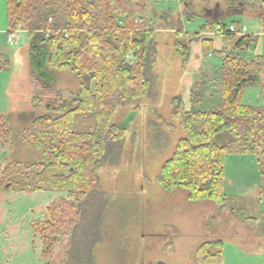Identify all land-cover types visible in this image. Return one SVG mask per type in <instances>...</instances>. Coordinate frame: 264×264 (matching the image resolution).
Wrapping results in <instances>:
<instances>
[{
	"label": "trees",
	"instance_id": "1",
	"mask_svg": "<svg viewBox=\"0 0 264 264\" xmlns=\"http://www.w3.org/2000/svg\"><path fill=\"white\" fill-rule=\"evenodd\" d=\"M9 30L28 33L34 105L51 111L34 117L20 131L21 137L43 152L37 162H12L6 169L7 191L66 190L68 196L49 206V218L37 229L44 241V256L51 260L59 236L68 237L65 259L59 264H96L94 248L102 240V220L107 207L100 189V169L117 165L122 158L127 126L114 122L116 110L136 100L152 98L158 48L149 27L147 7L139 0H6ZM50 19L52 21H50ZM221 19V18H220ZM264 30V16H261ZM220 26L224 43L235 39L214 18L201 31ZM200 32L185 33L176 50L187 66L190 44L202 39ZM188 38V39H187ZM257 37L242 35L235 42L236 55H224L221 64L217 108L203 109L204 83L191 90V109L181 96L172 99V119L180 122L185 136L167 160L158 178L172 192L189 191L191 200L210 199L225 204V159L228 154L264 152V106L244 103L248 87L260 86L261 58L246 61L241 55ZM205 55L212 43L203 40ZM0 53V70L8 66ZM70 69L80 88L65 99L57 94L53 105L45 96L54 91L58 71ZM138 107V106H135ZM135 109V108H134ZM137 110V108L135 109ZM60 111V114H55ZM90 120L86 128L76 122ZM11 138L8 120L0 114V150ZM264 176V166L261 165ZM224 241L202 244L196 253L199 264H225ZM216 248V250L214 249ZM163 264V263H159Z\"/></svg>",
	"mask_w": 264,
	"mask_h": 264
},
{
	"label": "rangeland",
	"instance_id": "2",
	"mask_svg": "<svg viewBox=\"0 0 264 264\" xmlns=\"http://www.w3.org/2000/svg\"><path fill=\"white\" fill-rule=\"evenodd\" d=\"M139 1L146 5L149 27L155 31L158 55L154 91L157 94L116 110L113 121L127 126V133L123 138L121 161L117 165L106 164L99 171V185L105 192L107 207L102 220V240L93 251L95 262L199 264L198 248L206 242L223 240L226 264H263L264 231L251 230L249 224L261 219L251 212V207L258 204L264 209V190L261 193L264 177L260 175L264 152L226 156L228 201L223 205L210 199L191 200L185 188L169 192L160 185L158 178L164 163L173 156L179 140L185 136L180 122L171 116L172 99L181 96L189 75L176 50L177 40L185 39L186 32H200L202 25L211 20L219 8L224 11V16L219 15L221 25L245 27L244 34L257 37L251 48L241 52L246 61L253 60L258 45L264 48L261 19L264 0ZM234 9H243V12L232 13ZM14 31L17 43L11 45L7 3L0 0V53L9 61L7 68L0 70V114L8 120L11 130L10 140L0 150V264H47L50 258L44 256L45 245L37 222L46 221L50 215L49 206L67 197L68 192L54 189L7 191L5 188L9 179L4 174L5 169L12 162L42 160L43 152L24 140L20 131L28 127L34 117L51 111L44 103L39 107L34 105L36 88L31 79L28 33L21 28ZM207 32L201 31L202 38ZM229 42L224 43V54L236 55L235 42ZM212 52L213 56L204 55L203 71L195 74L192 86L205 84V89L198 93L210 98V102L202 104L206 110L217 108L222 101L218 75L224 55L214 47ZM58 76L54 91L45 96V102L52 105L57 94L67 99L80 88L70 69L58 71ZM261 79L260 86L246 89L244 103L258 102L255 99L258 93L263 95L258 103L264 102L261 100L264 70H261ZM191 97L190 94L188 110L192 105ZM60 113L56 111L55 114ZM89 123L85 116H80L76 126L86 128ZM242 223H247V227ZM237 230L255 236V242L239 243ZM67 245L68 237L59 236L51 257L54 264L65 259Z\"/></svg>",
	"mask_w": 264,
	"mask_h": 264
},
{
	"label": "crops",
	"instance_id": "3",
	"mask_svg": "<svg viewBox=\"0 0 264 264\" xmlns=\"http://www.w3.org/2000/svg\"><path fill=\"white\" fill-rule=\"evenodd\" d=\"M223 35L224 34H223V31L220 29V26H216L212 31L207 32L206 36L203 37L201 40L193 41L192 44H191L190 56H189V59H188V62H187V66L184 67L188 71L189 75L186 77L185 85H184L185 88H184L183 93L181 94V97L183 98V101L185 102L187 109H188L187 105H188L189 100H190L191 89H192V86H193L194 76H195V74H197V72H200V70L203 71V69H202V67L204 65L203 64V57L205 55L204 54V50H203V40L204 39L210 40L211 43H212V48L214 47L215 51L220 52V51L223 50V47H224V37H223ZM242 35H247V34L243 33L240 36H242ZM240 36H238V33H237V36H236L235 39L237 40V38L240 37ZM236 40L234 41V39H233L229 43L231 44L233 42H236ZM213 54H214V52L210 53L211 56H213ZM255 58H261V70H264V48H263L262 44L258 45V47H257V49L255 51V57L253 59H255ZM247 61H251V60H247ZM262 96H263L262 94L260 95V93H258V95L255 96L256 101L259 102L260 101V97H262ZM261 100L264 101V97ZM208 102H210L209 96H207L205 98V101H204L203 105L208 103ZM258 102H256L255 104H249V105L264 106V102H260V103H258ZM260 175L263 176L262 173H261V169H260ZM262 190H264V186L261 187V193L263 194ZM259 206L260 205L256 204L255 207H253V208L251 207V212H255L257 215H260L261 219H259L257 223L254 222L252 224H249L250 225L249 227H250L251 230L259 228L260 229L259 231L263 232L264 231V209L259 207ZM242 225L246 226L247 223H242ZM242 229H244V228H242ZM237 237L239 238V243L251 242V244H252L253 242H255L253 240V238L255 236L247 234V233H244L243 231L240 232V231L237 230ZM262 247H264V245H262ZM262 249H264V248H262ZM226 263H227V258H226V255H225V264Z\"/></svg>",
	"mask_w": 264,
	"mask_h": 264
},
{
	"label": "built area",
	"instance_id": "4",
	"mask_svg": "<svg viewBox=\"0 0 264 264\" xmlns=\"http://www.w3.org/2000/svg\"><path fill=\"white\" fill-rule=\"evenodd\" d=\"M174 1H177V0H174ZM228 29L229 31L234 32V33H243L246 30L245 27L239 28L235 25H231ZM8 41L11 45H15L17 43V35L14 30L10 31L9 36H8Z\"/></svg>",
	"mask_w": 264,
	"mask_h": 264
},
{
	"label": "water",
	"instance_id": "5",
	"mask_svg": "<svg viewBox=\"0 0 264 264\" xmlns=\"http://www.w3.org/2000/svg\"><path fill=\"white\" fill-rule=\"evenodd\" d=\"M242 12H243V9H240V10H236V9H234L232 13H242ZM228 14H229V13H228ZM207 15H209L208 12H207ZM220 18H221L220 16H217V17L214 18V20H215L216 22H219Z\"/></svg>",
	"mask_w": 264,
	"mask_h": 264
},
{
	"label": "flooded vegetation",
	"instance_id": "6",
	"mask_svg": "<svg viewBox=\"0 0 264 264\" xmlns=\"http://www.w3.org/2000/svg\"><path fill=\"white\" fill-rule=\"evenodd\" d=\"M223 14H224V11H222L221 9L218 8V9H217V14H214L212 17L215 18V17H217V16H219V15L221 16V15H223ZM223 16H224V15H223Z\"/></svg>",
	"mask_w": 264,
	"mask_h": 264
}]
</instances>
